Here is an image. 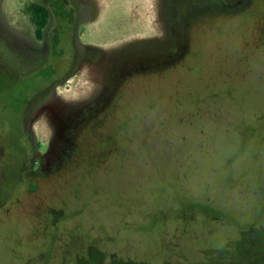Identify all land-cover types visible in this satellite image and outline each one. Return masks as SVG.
<instances>
[{
	"label": "rangeland",
	"instance_id": "obj_1",
	"mask_svg": "<svg viewBox=\"0 0 264 264\" xmlns=\"http://www.w3.org/2000/svg\"><path fill=\"white\" fill-rule=\"evenodd\" d=\"M251 5L227 39L199 41L136 89L117 124L84 129L80 153L22 209L0 210V264H264V35Z\"/></svg>",
	"mask_w": 264,
	"mask_h": 264
},
{
	"label": "flooded vegetation",
	"instance_id": "obj_2",
	"mask_svg": "<svg viewBox=\"0 0 264 264\" xmlns=\"http://www.w3.org/2000/svg\"><path fill=\"white\" fill-rule=\"evenodd\" d=\"M252 1L0 0L3 214L22 209L43 173L80 153L84 129L115 124L136 89L194 59L199 41L227 39ZM39 121L46 140L34 130Z\"/></svg>",
	"mask_w": 264,
	"mask_h": 264
},
{
	"label": "trees",
	"instance_id": "obj_3",
	"mask_svg": "<svg viewBox=\"0 0 264 264\" xmlns=\"http://www.w3.org/2000/svg\"><path fill=\"white\" fill-rule=\"evenodd\" d=\"M221 259H224V255L222 254V250H217V258H216V255L212 258V260H221ZM211 260V261H212ZM210 262V261H209ZM215 263V262H214Z\"/></svg>",
	"mask_w": 264,
	"mask_h": 264
}]
</instances>
